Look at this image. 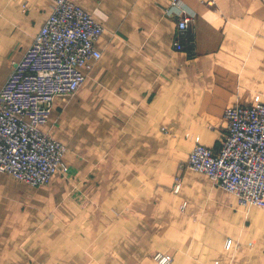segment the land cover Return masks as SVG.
Returning a JSON list of instances; mask_svg holds the SVG:
<instances>
[{"label":"crops","instance_id":"obj_1","mask_svg":"<svg viewBox=\"0 0 264 264\" xmlns=\"http://www.w3.org/2000/svg\"><path fill=\"white\" fill-rule=\"evenodd\" d=\"M74 1L104 30L40 126L66 144L69 174L32 185L0 170V264H158L154 250L170 264H264V206L180 167L195 135L219 147L227 105L264 101V0ZM52 9L0 0V85Z\"/></svg>","mask_w":264,"mask_h":264},{"label":"built area","instance_id":"obj_2","mask_svg":"<svg viewBox=\"0 0 264 264\" xmlns=\"http://www.w3.org/2000/svg\"><path fill=\"white\" fill-rule=\"evenodd\" d=\"M178 2L171 0V4ZM52 8L0 85V170L32 185L46 183L54 173L69 174L63 157L66 144L40 126L52 111L53 99L73 95L86 76L85 66L100 57L95 41L104 30L74 0H52ZM189 21L186 12L179 14L174 40L178 49L190 42ZM223 115L227 129L219 147H208L195 135L180 167L206 173L247 207H263L264 101L227 105ZM178 187L175 183L173 190ZM231 242L230 237L226 247ZM151 256L158 264H170L173 259L161 250Z\"/></svg>","mask_w":264,"mask_h":264},{"label":"rangeland","instance_id":"obj_3","mask_svg":"<svg viewBox=\"0 0 264 264\" xmlns=\"http://www.w3.org/2000/svg\"><path fill=\"white\" fill-rule=\"evenodd\" d=\"M9 56L10 55H8V56H6V55H3L2 57H1V59H2V61H1V66H0V68H1V70H0V78L2 77H4V75L6 74V72H7V69H8V67H7V65H6V63H7V58H9Z\"/></svg>","mask_w":264,"mask_h":264}]
</instances>
